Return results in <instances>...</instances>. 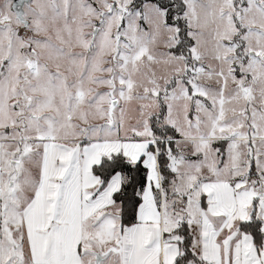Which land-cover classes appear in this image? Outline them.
<instances>
[{
    "label": "snow or ice",
    "instance_id": "snow-or-ice-1",
    "mask_svg": "<svg viewBox=\"0 0 264 264\" xmlns=\"http://www.w3.org/2000/svg\"><path fill=\"white\" fill-rule=\"evenodd\" d=\"M0 264H264V0H4Z\"/></svg>",
    "mask_w": 264,
    "mask_h": 264
},
{
    "label": "rangeland",
    "instance_id": "rangeland-1",
    "mask_svg": "<svg viewBox=\"0 0 264 264\" xmlns=\"http://www.w3.org/2000/svg\"><path fill=\"white\" fill-rule=\"evenodd\" d=\"M3 2H4V0H0V5H2V4H3Z\"/></svg>",
    "mask_w": 264,
    "mask_h": 264
}]
</instances>
